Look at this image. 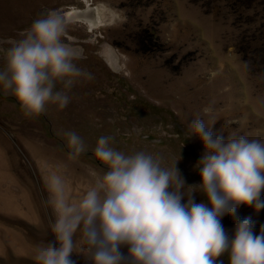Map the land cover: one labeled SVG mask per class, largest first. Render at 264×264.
<instances>
[{"label": "rangeland", "instance_id": "374dc122", "mask_svg": "<svg viewBox=\"0 0 264 264\" xmlns=\"http://www.w3.org/2000/svg\"><path fill=\"white\" fill-rule=\"evenodd\" d=\"M94 5L105 6V24L98 28L66 16ZM49 10L68 20L62 40L92 79L76 78L66 90L65 108L49 103L35 116H26L16 97L0 89V264H37L36 245L54 239L57 193L49 180L59 177L65 201L78 203L107 171L94 154L101 136L111 137L110 146L126 155L144 151L163 167L176 161L189 191H198L196 164L205 151L199 137L191 136L192 119L214 123L213 132L224 137L264 139V31L250 43L242 40L247 25L235 26L225 5L206 13L192 0H0V70L23 30ZM241 45L248 47L252 69L238 53ZM69 131L85 145L78 155L68 145ZM192 195L196 203H207L203 193ZM245 217L258 234L264 208L241 204L234 215H224L229 239ZM74 245L71 259L92 264L79 231ZM120 251L126 255L127 247ZM217 259L229 264L227 253Z\"/></svg>", "mask_w": 264, "mask_h": 264}, {"label": "clouds", "instance_id": "9594fccd", "mask_svg": "<svg viewBox=\"0 0 264 264\" xmlns=\"http://www.w3.org/2000/svg\"><path fill=\"white\" fill-rule=\"evenodd\" d=\"M67 24L66 17L49 10L6 52L0 89L16 97L26 116L43 113L49 103L65 108L66 90L76 78L92 79L76 66L74 49L62 40ZM57 84L63 90H56ZM213 124L199 116L189 122L191 136L199 137L205 149L196 164L198 191L185 187L176 161L163 167L159 157L144 151L126 155L110 146L111 137H99L94 154L107 171L78 203L65 201L59 177L49 180L57 193L54 239L36 245L37 264H76L71 254L77 231L92 264H222L217 258L225 253L229 264H264V225L254 235L251 219H238L229 239L221 224L241 204L264 208V139L224 137L213 132ZM65 135L72 154L84 150L79 135ZM193 192L206 195L207 203H196ZM124 246L126 255L120 251Z\"/></svg>", "mask_w": 264, "mask_h": 264}, {"label": "trees", "instance_id": "16d2710c", "mask_svg": "<svg viewBox=\"0 0 264 264\" xmlns=\"http://www.w3.org/2000/svg\"><path fill=\"white\" fill-rule=\"evenodd\" d=\"M195 3H200L206 13L217 12L221 5H225L229 9V13L234 17V25L247 26L244 28V33L241 39L247 40L252 38L256 40L257 31H264V0H192ZM262 10V12H260ZM218 13V12H217ZM239 20V21H237ZM240 25V26H241ZM241 30V29H240ZM242 33V32H241ZM264 41V38L262 39ZM250 43V42H248ZM258 49L251 50L253 55L258 53ZM238 53L243 56V61L247 64L249 69H252L250 64V54L248 47L240 46ZM256 63V62H255Z\"/></svg>", "mask_w": 264, "mask_h": 264}, {"label": "bare ground", "instance_id": "6f19581e", "mask_svg": "<svg viewBox=\"0 0 264 264\" xmlns=\"http://www.w3.org/2000/svg\"><path fill=\"white\" fill-rule=\"evenodd\" d=\"M84 1H87V0H84ZM104 7L94 5V6H88L85 9L74 8V9L69 10L66 16L68 17L70 22H76V21L84 22L91 29H94V28H98L99 26L105 24L104 23L105 22Z\"/></svg>", "mask_w": 264, "mask_h": 264}]
</instances>
